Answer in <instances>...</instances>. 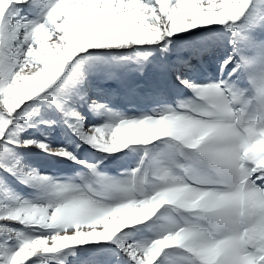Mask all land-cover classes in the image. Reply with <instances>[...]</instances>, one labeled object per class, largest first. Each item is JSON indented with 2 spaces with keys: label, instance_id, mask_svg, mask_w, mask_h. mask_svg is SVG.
<instances>
[{
  "label": "snow or ice",
  "instance_id": "obj_1",
  "mask_svg": "<svg viewBox=\"0 0 264 264\" xmlns=\"http://www.w3.org/2000/svg\"><path fill=\"white\" fill-rule=\"evenodd\" d=\"M0 264H264V0H0Z\"/></svg>",
  "mask_w": 264,
  "mask_h": 264
},
{
  "label": "rangeland",
  "instance_id": "obj_2",
  "mask_svg": "<svg viewBox=\"0 0 264 264\" xmlns=\"http://www.w3.org/2000/svg\"><path fill=\"white\" fill-rule=\"evenodd\" d=\"M56 140H57V142H61V137L59 136V134L57 135ZM35 159L38 160V162H40V164L43 165V167L45 169H49V170H52V171H64V170H67L65 165L58 163L54 159H48V158H46V157H44L42 155L41 156H36ZM116 166L117 165L115 163H110L109 164V167H112V168L116 167Z\"/></svg>",
  "mask_w": 264,
  "mask_h": 264
},
{
  "label": "bare ground",
  "instance_id": "obj_3",
  "mask_svg": "<svg viewBox=\"0 0 264 264\" xmlns=\"http://www.w3.org/2000/svg\"><path fill=\"white\" fill-rule=\"evenodd\" d=\"M37 161H38V160H37ZM48 161H49V160H48ZM48 161H47V162H48ZM49 162H50V161H49ZM38 163L40 164V162H38ZM113 168H115V167H113Z\"/></svg>",
  "mask_w": 264,
  "mask_h": 264
}]
</instances>
